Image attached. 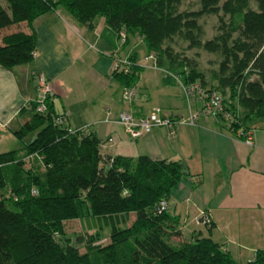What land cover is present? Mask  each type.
<instances>
[{
	"label": "trees",
	"instance_id": "obj_1",
	"mask_svg": "<svg viewBox=\"0 0 264 264\" xmlns=\"http://www.w3.org/2000/svg\"><path fill=\"white\" fill-rule=\"evenodd\" d=\"M180 5L181 0H0V67L32 60V22L43 13L59 6L87 25L102 16L117 39L123 31L124 43L132 37L145 45L166 81L173 82L169 72L183 84L196 82L219 93L223 107L237 117L230 129L243 135L246 119L264 116V0ZM203 15L216 18L208 38L198 21ZM174 38L185 42L182 50L172 48ZM191 49L215 55L214 67L200 68L197 52L185 54ZM126 59V72L111 74L123 88L134 87L142 69L131 56ZM35 97L29 119L10 130L20 141L35 131L33 138L0 152V264H237L208 237L181 238L167 212L170 191L184 175L179 162L102 154L87 125H68L66 113L53 111L52 96L46 110L36 112ZM25 162L34 164L24 167ZM71 221L75 235L64 229ZM91 224L96 229L88 234ZM245 264H264V250Z\"/></svg>",
	"mask_w": 264,
	"mask_h": 264
},
{
	"label": "crops",
	"instance_id": "obj_2",
	"mask_svg": "<svg viewBox=\"0 0 264 264\" xmlns=\"http://www.w3.org/2000/svg\"><path fill=\"white\" fill-rule=\"evenodd\" d=\"M32 26V60L12 69L0 67V152L7 150L5 141L15 138L10 130L29 119L35 76L41 73L53 91V111L66 113L72 127L87 125L100 141V153L147 155L182 165L184 175L167 198V212L177 220L182 239L197 234L208 237L237 264L264 250V116L246 119L243 135L210 117L198 115L190 124L188 117L196 114L200 104L186 100L174 81L165 80L162 69L148 66H141L133 83L136 99L126 103L120 95L123 83L108 71L114 56H131L138 65L151 63L142 61L146 48L141 41L128 37L119 45L115 30L102 16L90 25L82 24L59 6L37 16ZM16 67L27 80L23 85ZM154 109L171 115L174 126H154L130 137L116 121L121 111L143 116ZM245 136H250L249 143ZM202 213L209 226L200 222ZM88 228V234L96 229L93 224Z\"/></svg>",
	"mask_w": 264,
	"mask_h": 264
},
{
	"label": "built area",
	"instance_id": "obj_3",
	"mask_svg": "<svg viewBox=\"0 0 264 264\" xmlns=\"http://www.w3.org/2000/svg\"><path fill=\"white\" fill-rule=\"evenodd\" d=\"M118 43L123 44L125 41V36L123 31L118 33ZM152 55L148 54L143 56V61L151 60ZM129 61L126 58L113 57L110 67L109 75L113 72L123 71L126 72V66H129ZM148 66L150 68H156L151 63L141 65ZM171 80H173L180 88L184 98L186 100L197 101L200 106L196 114L190 115L188 121L192 124L196 116L200 115L203 117H210L214 120H221L224 123V126L230 129V126L235 122L236 123V114L231 113V111L226 110L222 104V97L219 93L214 90L206 91L198 83L191 82L188 84H183L179 75L173 73H166ZM37 90L35 97V111L44 112L45 102L53 95V91L49 83L45 80L44 76L41 73L36 75ZM121 99L124 102H131L136 99L137 91L134 87H125L121 90ZM106 120L111 119L109 112H106ZM56 121L60 122L61 118L57 117ZM116 121L120 123L125 132L130 137H136L141 133L150 132L154 126H166L172 127L176 123L171 115H160L157 109L150 111L148 114L143 116H134L131 111H121L116 115ZM239 134L242 133L239 131ZM245 141L250 142V136H245ZM32 192H35L32 190ZM167 204L164 200L159 202V208H166ZM200 222L205 226H209L208 217L202 213L200 215Z\"/></svg>",
	"mask_w": 264,
	"mask_h": 264
},
{
	"label": "rangeland",
	"instance_id": "obj_4",
	"mask_svg": "<svg viewBox=\"0 0 264 264\" xmlns=\"http://www.w3.org/2000/svg\"><path fill=\"white\" fill-rule=\"evenodd\" d=\"M197 7H198V0H181L180 9H196ZM198 21L200 22V24H201V26L203 28V32H204L203 38L210 37L213 34V31H214V28H215V25H216L215 16L214 15H203V16H201L199 18ZM170 45L172 46V48L174 50L180 51V50H182L184 48L185 42H183V41H181V40H179L177 38H174V40L172 42H170ZM195 52H197V55H196L195 58L198 61V64H199L200 68H202L204 70H207V69H210V68L214 67V62L213 61L215 59V55H213V54L204 52V51H202L200 49L186 50L185 54L192 57V55ZM15 70H16V74H17V77H18L20 83L23 85L25 83V81H24L22 75L20 74V71L18 70V67H16ZM35 90H37V82H36V80H35ZM2 134H0V140H2V138H3ZM34 134H35V131L31 132V133H27L21 139V141L19 140V142L15 138H12L11 141L10 140L9 141H5V146L4 147L7 148V150L16 149L15 147H19V146L21 147V144L22 143H28L33 138ZM33 164H31V162H25L24 163V167H28V166H31ZM64 229H65V232L75 235L77 228H76V226H74L72 224V221H71V222H67V223L64 224ZM100 241H102V240H100ZM106 242H107V240L106 241H102L101 245L105 244ZM79 246H83V245L80 244ZM82 250L83 249L80 248V251H82Z\"/></svg>",
	"mask_w": 264,
	"mask_h": 264
}]
</instances>
